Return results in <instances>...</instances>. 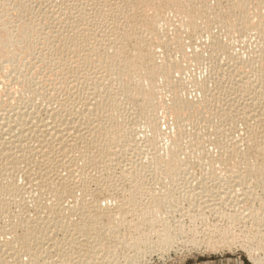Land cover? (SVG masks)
<instances>
[{
  "label": "bare ground",
  "instance_id": "6f19581e",
  "mask_svg": "<svg viewBox=\"0 0 264 264\" xmlns=\"http://www.w3.org/2000/svg\"><path fill=\"white\" fill-rule=\"evenodd\" d=\"M222 2L218 0L209 6L208 0H0V220L5 222L0 225V236L4 238L5 234H12L18 225L26 230L22 237L10 234L4 240L0 238V264H100L105 261L106 254L100 252L105 248L102 244L105 237L110 234L112 241H118L119 246L124 241L119 239L122 238L121 229L126 226L132 228L134 218L129 223L124 222L126 200L116 205L115 213L109 206L95 202L93 197L89 201L92 185L96 186L94 191L110 193L113 197V191L122 181L124 184L129 182L131 187L127 190L126 204L130 203L138 220L145 218L143 220L152 230L162 215L160 213H163L158 203L153 204L158 201L161 204L162 201L168 202L167 208L174 209L175 202L198 199L201 205L197 209L199 215L189 211L193 218L203 217L208 212L205 209L217 215L224 214L232 220L235 217L243 220L257 216L250 211L245 215V211L238 210L241 202L256 198L248 175H258L260 181L264 180V171H255L264 168V134L261 133V130L264 131V0H225L226 6ZM164 7H170L176 16L178 22L175 24L179 29L174 28L176 31L191 27L194 33H201L194 38L201 46L194 51V60L199 65L206 63L211 67L210 78L214 76L216 85L212 87L208 77L191 80L192 87L202 93L201 100H195L198 103L186 99L185 89L189 90L190 85L187 87L185 82L176 81L178 75L175 73H182L185 69L187 62L183 60L188 59L189 53L185 50L183 38H169L170 25H174L172 20L164 18L161 10ZM249 9L250 13H254L249 14ZM222 33L236 39L249 38V42L251 37L257 36L259 39L255 37L253 42L258 45L257 49L260 45L262 47L255 51L257 54L252 58L250 56L249 61H245L240 51L234 52V46L222 40ZM130 44H133L132 48ZM157 47L165 52L175 49L182 54V59L173 58L177 57L173 56L175 50L173 55L164 54V51L161 55ZM222 75H226L227 79ZM220 85L225 91L222 96L218 94L222 92L218 90ZM166 91L172 93L171 103L168 101V104L161 96ZM159 107L172 115L175 133L167 127L162 128ZM128 111L134 114L137 111L134 117L138 116L146 123L144 129L150 134L145 144L138 140L141 132L139 124L136 125L132 117V120L128 119ZM190 117L193 121L210 125L205 126L207 130L211 127L209 133L213 138L210 136V141L222 147L218 154L226 153L222 155L233 160L228 161L230 164L235 162L234 168L238 166L247 171L241 173V168H238L235 179L230 176L232 180L243 179L242 182L236 181L237 186L243 185L242 188L235 189L236 183L231 185L230 179L229 182L226 180L229 187H225L226 183H222L224 179L215 181L220 176H216L213 182L209 181L210 178L204 182L203 177L197 186L196 182H192L188 171L192 162L190 155L192 159L195 156L193 161L197 159L204 171L214 169V163L221 161L223 156L212 155V147L207 148L208 140L206 144L202 141L205 138L203 131L201 134L193 126V134L191 129L186 128ZM200 122L197 124L202 126ZM240 123L245 125V129L239 128ZM165 137L167 141L161 143V138ZM243 145L248 146V152L242 151ZM143 154L147 156L143 157ZM251 154L255 156L253 161L249 160ZM244 159L248 160L244 162ZM228 162H225L226 165H229ZM221 163L224 164V161ZM118 170L121 176L117 174ZM151 171L154 174L163 173L160 177L154 176L159 177L157 182L155 180L156 184L169 178L172 190L176 188L179 196L171 194L170 188L171 192L163 191L159 199L155 195L148 197L149 193L152 194V178L147 180ZM20 173L29 185L40 192L34 198L33 208L37 216L31 220L29 216L25 223L17 222L10 213V205L27 193L17 181L16 174ZM246 176L249 183L245 180ZM165 182L168 183V180ZM198 183L206 185L201 193L196 190ZM42 193L46 194L40 197ZM69 196H75L80 205L66 202ZM224 205L236 208L227 211ZM170 208L164 211L167 216L175 211ZM67 211L71 215L78 214V222L67 220ZM105 216L112 222L110 226L104 224L102 217ZM258 216L261 217V212ZM167 222L164 223L165 228ZM127 227L124 229L127 230ZM169 227L160 234L156 229L159 241L147 236L145 229L143 233L146 235L142 236V232L140 235L142 227L141 230L132 229L135 238L132 236L130 246H137L135 250H139L129 257V263H135L149 251L161 253L173 247L177 235L176 230ZM75 229L82 234L79 240L68 237ZM59 231L67 236L60 238ZM258 231L261 234L262 230ZM66 239H72V243ZM77 241H80L79 247H89L82 257L72 252ZM138 244H144L143 250ZM69 247L72 251L68 250ZM107 249L104 250L108 253ZM111 260L117 264L118 257Z\"/></svg>",
  "mask_w": 264,
  "mask_h": 264
},
{
  "label": "rangeland",
  "instance_id": "374dc122",
  "mask_svg": "<svg viewBox=\"0 0 264 264\" xmlns=\"http://www.w3.org/2000/svg\"><path fill=\"white\" fill-rule=\"evenodd\" d=\"M160 2H162L163 0H159ZM218 1V0H208V5L209 6H211V4L212 5H214V4H216V2ZM210 2V3H209ZM222 4H223V6H226L227 5V2H225V0H223V2H222ZM221 4V5H222ZM226 4V5H225ZM207 5V6H208ZM167 8V9H166ZM161 10H163V16H164V18L165 17H167V19H169V20H172L173 21V25L174 26H172V25H170V33H169V38H171V39H174V37H176V39L178 38L177 36H179V38L182 40V38H183V40H182V42L184 43V45H185V50H186V52H187V54H188V59H184L183 61H185V62H187V64L185 63V62H183V63H185L184 64V70L182 71V73H178V72H176L175 74L176 75H180L179 77L178 76H176L175 74V76L177 77H175L176 78V81H180V83L182 82V84H183V82H185L184 84L187 86V85H190L191 86V88H190V86H189V90H188V88L187 89H185V96H187L186 97V99H189V101H195V100H197L198 99V102L201 100V98H202V93H201V91L199 90V89H197V88H195L194 86L192 87V85H193V80L194 79H197L198 78V80H202V79H205V78H210L211 76H210V74H211V67L210 66H208V64H206V63H203V64H200L199 65V63L198 62H196V60H194V51L196 50V48L197 49H199V48H201V46H200V43H199V41H197V39H194L195 37L197 38V34H199V33H194V31H193V29L191 28V27H185V28H182V29H184V30H181L180 29V31H178L179 29L177 28V24H175V23H177L178 21H176V16H174V13L173 12H171L172 10H170V7L168 8V7H164V9L162 8ZM165 10V11H164ZM250 11V9L248 10V12ZM251 11H253V10H251ZM252 13H254V11L253 12H249V14H252ZM175 19V20H174ZM172 27V28H171ZM178 29L177 31L175 30V29ZM201 29H203V28H201ZM187 30V31H186ZM175 32V33H174ZM179 32V33H178ZM172 33H174V34H172ZM178 33V34H177ZM186 33V34H185ZM201 34V33H200ZM199 34V35H200ZM225 34L226 33H222L221 35H222V40L223 41H226V43H230L232 46H234V47H232V48H234V52H238V51H240L239 53H240V56H242V58L243 59H245V61H247V59H248V61L254 56V54H257V53H255V51L257 52L259 49H261V47H262V45H264L263 43H262V45H260L259 46V49H257L258 47V45H256L255 46V44H254V40L257 38V39H259V37H257V36H255V37H251L250 39H251V41L249 42V38H232V36H229V35H227L226 34V36H225ZM172 35V36H171ZM227 36L229 37V38H227ZM253 38H255V39H253ZM224 39H226V40H224ZM244 39V40H243ZM247 39V40H246ZM189 40V41H188ZM242 40V41H241ZM246 40V41H245ZM234 41V42H233ZM241 41V42H240ZM239 42V43H238ZM244 42V43H243ZM247 43V44H246ZM250 43V44H249ZM253 45H252V44ZM238 44V45H237ZM187 45V46H186ZM246 45V46H245ZM130 46V48H132L133 47V44L131 45H129ZM129 46H128V48H129ZM187 47V48H186ZM189 47V48H188ZM256 47V48H255ZM237 48V49H236ZM253 48V49H252ZM160 49V50H159ZM244 51H243V50ZM157 50H158V52L161 54V55H164V54H166V53H170V54H172L173 55V53H174V50L175 49H172L170 52H165L164 50H163V48H160V47H157ZM163 51H164V54H162L163 53ZM172 52V53H171ZM179 51H177V50H175V53H174V55L173 56H175V55H177V57L175 56V57H173L174 59H179V60H181L182 59V54L181 53H178ZM252 54H251V53ZM250 53V54H249ZM191 55V56H190ZM193 55V56H192ZM249 55V56H248ZM181 56V57H180ZM248 56V57H247ZM250 56H251V58H250ZM192 57V58H191ZM247 57V58H246ZM181 58V59H180ZM223 58V57H222ZM224 58L225 59H227L225 56H224ZM224 58H223V60H224ZM190 59V60H189ZM192 61V62H191ZM195 61V62H194ZM225 61V60H224ZM188 63H189V65H188ZM194 65V66H193ZM196 65H197V67H196ZM202 65V66H201ZM202 67V68H201ZM209 67V68H208ZM199 68V69H198ZM193 69V70H192ZM196 69V70H195ZM192 71V72H191ZM196 73V74H194V73ZM209 72V73H208ZM178 73V74H177ZM189 74V75H188ZM209 74V75H208ZM212 75V74H211ZM188 76V77H187ZM195 78H194V77ZM199 76V77H198ZM192 77V78H191ZM222 77L224 78V79H227V76L226 75H222ZM226 77V78H225ZM174 78V77H173ZM186 78V79H185ZM218 78H220V77H218ZM213 79V80H212ZM174 80V79H173ZM191 80H192V82H191ZM210 80H211V82H210V84H211V86L212 87H214L216 84H215V79H214V76H212V78H210ZM215 80V81H214ZM176 81H173V83L174 84H177L178 82H176ZM214 81V82H213ZM176 82V83H175ZM189 82V83H188ZM191 82V83H190ZM188 83V84H187ZM178 85V84H177ZM228 85V84H227ZM221 86V85H220ZM188 87V86H187ZM222 87V88H221ZM221 87H219L218 88V90H222L224 87L223 86H221ZM187 90V91H186ZM217 90V91H218ZM224 90V89H223ZM222 90V92L221 91H219L220 93H218V94H220V96H222L223 95V92H225V91H223ZM189 91V92H188ZM195 91H198V92H195ZM168 91H166V93H160L161 94V96H163L162 97V99L163 100H165L166 101V104H168L169 102L171 103V99H172V93L170 94V92H168ZM168 96H167V95ZM201 94V95H200ZM222 94V95H221ZM166 96V97H165ZM169 97V98H168ZM170 99V100H169ZM138 101H139V103H140V98L139 99H137L136 100V104L138 103ZM169 101V102H168ZM198 102H196L195 101V103H198ZM165 103V102H164ZM138 105V104H137ZM170 105V104H169ZM160 108V107H159ZM159 111H158V117H160L162 120H161V122H162V124H161V122H160V124H161V126L163 125V129L164 128H168V130L170 129V131H171V133L174 131V133H175V129H173V128H175L174 127V125H173V122L174 121H172L173 119V117H172V115H170V112L169 111H167V114H169V115H167L166 114V111L164 112V110H166V109H164L163 110V108H160V109H158ZM129 112V113H128ZM127 113H128V115H127V117H129L128 119L129 120H132L130 117H132L133 118V120H134V122L136 121V125H137V123L139 124L138 125V129H139V131H141V132H139V134H138V140L141 142V143H144V142H146L147 141V137H148V135L150 134V132L147 130V129H144V127L146 128V125L144 126V124H146V123H144V122H142V120L141 119H139V117L138 116H136V118H138L139 119V121H137V119L134 117L135 115H137L138 113H137V111H136V113L134 114V112H130V111H128ZM129 114H130V116H129ZM134 114V115H133ZM133 115V116H132ZM162 115V116H161ZM167 115V116H166ZM163 117V118H162ZM136 120H135V119ZM169 118V119H168ZM128 120V121H129ZM160 120V119H159ZM191 120V117H190V119H189V121ZM163 121H164V123H163ZM188 121V120H187ZM186 121V122H187ZM188 121V122H189ZM193 121V119L190 121V124L192 125H190L188 122H187V124H188V126H187V124H186V128L190 131V129H191V132H193V134H195V131H193L195 128H198L199 130V132L201 133V131H203L202 133H203V137H205V138H202V141H204V143L205 142H207V140H208V143H207V148L209 149L210 147H212V148H210V151L211 152H213L214 151V153H212V155H214L215 154V156L220 152L221 153V149H222V147H218L216 144H214L213 142H211L212 140L210 139V136L213 138V136L211 135V133H209V130L211 131V127H210V129L209 130H207L208 128H206L205 126L207 125H205V122L203 123V122H200V121H198V122H200V124L202 125V126H204V127H202V126H200L199 124H197L198 122L195 120V121H193V123H191ZM129 122H131V121H129ZM133 122V121H132ZM142 122V123H141ZM195 122V123H194ZM141 123V124H140ZM171 124V125H170ZM193 124H195V125H193ZM199 126V127H196L197 125ZM204 124V125H203ZM241 124V123H240ZM239 124V128L242 130L243 128L245 129V125L244 124H241L240 125ZM193 126H195V128L193 127ZM210 125H207V127H209ZM190 127V128H189ZM242 127V128H241ZM193 128V129H192ZM202 128H205V131L207 130L208 132H205L204 131V129L202 130ZM141 129V130H140ZM201 129V130H200ZM145 130V131H144ZM147 130V131H146ZM144 131V132H143ZM197 131V129H196V132H198ZM257 131H259L260 132V130H257ZM146 132V133H145ZM147 132H148V134H147ZM191 132H189L190 134H192ZM143 133H145V134H143ZM201 133V134H202ZM261 133H263L264 134V131H262L261 130ZM206 134V135H205ZM144 135H146V137L144 136ZM144 136V137H143ZM162 137H163V135H162ZM146 139V140H145ZM162 140H161V143L163 142V143H165V141H167V138L165 137V139L164 138H161ZM164 139V140H163ZM207 139V140H206ZM211 140V141H210ZM210 141V142H209ZM228 142H229V140H228ZM211 143H213V144H211ZM145 144V143H144ZM206 144V143H205ZM210 144V145H209ZM229 144V143H228ZM209 145V146H208ZM216 147V148H215ZM243 147V148H242ZM248 146H246V145H243V146H241V149H242V151L243 152H248ZM218 149V150H217ZM245 150V151H244ZM247 150V151H246ZM162 152H163V150H161ZM187 153H189V152H187ZM219 153V154H220ZM190 154V153H189ZM218 154V155H219ZM222 154H226V153H223L222 152ZM219 155L220 156V158H222L221 156H223V161H224V164L223 163H221V162H223L222 161V159H221V161H217L216 163H217V166L215 167V165H216V163H214L215 165L213 166V168L214 169H211L210 167V169L211 170H209V171H204L202 168H200V165H198L199 163H198V161H197V159L196 160H194L193 161V159L195 158V156H194V158L192 159V155H190V159L192 160V162H190L191 160H189V164L191 165V168H190V165L188 166V171L191 173L190 175H191V177H190V179L191 180H193L192 182L194 183V182H196L194 185L195 186H197V182H202V179H203V177H204V182L207 180L208 181V179H209V181L210 182H213V180L216 178V176L217 177H219L220 176V178H216L215 179V181H220L221 179L223 180H225V182H224V180H223V182L222 183H226V180L229 182L230 180H232V177H233V179H235V177H234V175H236L235 173L237 172V170L236 169H238V168H241V167H238L237 166V168H234V166L235 165H233L235 162H233V164L231 163H229L230 161L232 162L233 160L232 159H230V160H228L227 158H228V156L227 155ZM144 156H147L146 154H143V157ZM219 156H218V158H219ZM250 156V155H249ZM214 157V156H213ZM217 157V156H216ZM224 157H226V158H224ZM225 159V160H224ZM227 160V161H226ZM248 159H244V162L245 161H247ZM249 160H255V156L253 155V154H251V156H250V158H249ZM197 161V162H196ZM229 161V162H228ZM225 162H228L229 163V165H226V163ZM219 163V164H218ZM227 163V164H228ZM199 167H198V166ZM231 165H233V166H231ZM228 166V167H227ZM233 167V168H232ZM160 168V167H159ZM194 168V169H193ZM224 168V169H223ZM260 168H262V167H260ZM191 170V171H190ZM242 170V171H241ZM241 170H239L238 172H240L241 171V173L242 172H246L247 173V171L245 170H243L242 168H241ZM119 171V170H118ZM218 171H219V173H218ZM232 171V172H231ZM257 173H260L261 171H264V168L261 170L260 169V171L259 170H255ZM208 172V173H207ZM249 172V171H248ZM152 173V174H151ZM161 172H158V173H156L155 172V174H154V172L153 171H151L150 172V174L148 173V176H152V177H148L147 176V180L148 181H151V178H152V183H151V195H150V193H149V195H148V197H150V196H154L155 195V197L157 198V199H159L160 198V196L162 195V192L164 191V192H171L172 191V193L171 194H177L178 196H179V194H178V192H177V190H175L176 188H174L173 190H172V187H171V185L169 184V178L168 179H165V180H162V182L163 183H161V184H156V182L159 180V177H160V175L161 174H163V173H161ZM233 175H232V174ZM246 173H245V175H246ZM256 173V174H257ZM117 174L119 175V176H121L120 174H122L121 173V171H119V172H117ZM204 174H205V176H204ZM220 174V175H219ZM223 174V175H222ZM18 175V176H17ZM156 175H158L159 177L158 178H154V176H156ZM201 175V176H200ZM23 175H21V173L20 174H16V177L18 178H16L17 179V181L20 183V184H22V187H23V189L27 192H25L24 190L22 191L23 193L25 192L26 194H23V193H21V194H23V195H20V197L19 198H17V200H18V204H17V200H16V203H14L13 202V204H11L10 205V213L12 214V218H14V219H16L17 220V222L19 221V222H21V223H25L26 222V220L27 219H29V216H30V220L31 219H34V217H36L37 215L35 214L36 212H35V209L33 208L34 207V198H36V197H38L39 195H40V192H38L39 190L37 189H35L34 187H32L31 185H29L30 183L24 178V176L22 177ZM195 176H197V177H195ZM224 176H226V177H224ZM230 176H232L231 178H230ZM205 177H208V178H205ZM248 177H249V179L251 178V182H250V180L249 179H247V176H246V181L248 182V180H249V184L251 185L250 187H252V189H253V191L255 192L254 194H255V196H256V198H254V200L253 199H249L250 201H244L243 203L241 202V204H240V206L239 207H241V208H239L240 210H238V211H245V215L247 214V213H249V211L250 212H253V214H257V216L258 215H260V212H261V217H257L256 215H255V217H249V218H246V219H240V218H236L235 217V219L234 220H232L231 218H227L226 217V215H224V214H222V215H217V214H215L214 212H212L211 213V210L210 209H205L206 210V212L207 213H205V214H203L202 216L203 217H198L197 218V216L199 215L198 214V210L197 209H199L200 207L199 206H201L200 205V201L198 200V199H196V200H193V201H185L184 200V203H183V200H181L182 201V203H177V202H175L174 204H173V208L175 209V206H177L176 207V209H175V211H173L172 213L170 212L168 215L169 216H167V214L166 213H164V211L165 210H169V208H167V203L166 202H163L162 201V204L164 203V205L162 206V204H161V202H156V203H153L154 205L155 204H157L158 203V206L160 207V209L162 210V212L163 213H160V215L161 216H159V219H158V222H157V224H155L154 226L155 227H153V230H152V227H148V222L147 223H145V218H141L142 219V222H141V219L140 220H138V216H135L136 214H134L133 213V211L131 210V205H130V203L129 204H126V202L128 201L127 200V194L129 193V191L127 192V190H130L129 188L131 187L130 186V183L129 182H125V184H124V182L122 181L121 182V184H119L117 187H118V189L117 190H115V192L113 191V193L115 194V195H113V197H111V195H110V193H109V195H108V193H100L99 191H94L95 189H96V186H94V185H92L91 186V191H90V197H91V199H90V197H88L89 198V201H92L94 198H95V202H97V203H100L101 205H103V204H105L104 206H109L110 207V209H111V211L112 212H116L117 211V204H121L123 201H125L126 200V202H124V204L126 205V207H125V209L126 210H124L125 212H124V215H125V220H124V222H127V223H129L130 222V220H132V218H134L131 222H133L134 221V223L136 222V220H138V221H140V222H136L137 223V225H136V223L134 224V223H132L133 225H132V228H130L131 230L133 229H139V226H141L142 227V231H139L140 232V235H142V233L145 231L146 232V234H147V236H149L150 235V238L153 240V241H159L160 240V237L158 236V233L160 234V231H162V232H164V231H166L167 229H169L170 227H169V225L171 226V227H173V230H176V235H177V237L175 238V243H174V245H173V247L171 246V247H169L168 249H164V251L162 250V252L161 253H159V252H147V253H145V256H144V254H143V256H141V257H139L138 258V260L135 262V263H132V264H264V204H263V200L262 199H264V180H262L261 179V181H260V176H258V175H255L254 177H252L251 175L249 176L248 175ZM256 177L259 179H256ZM149 178V179H148ZM154 178V179H153ZM212 178V179H211ZM158 179V180H157ZM198 179V180H197ZM228 179H230V180H228ZM253 179H255V181H253ZM22 180V181H21ZM26 180V181H25ZM155 180H156V182H155ZM168 180V183L167 182H165V181H167ZM212 180V181H211ZM242 180L243 179H241L240 181H238V180H232V182H230L231 183V185L232 184H235L236 183V181H238V182H242ZM258 180V181H257ZM257 181V182H256ZM263 181V182H262ZM153 182H155V183H153ZM209 182V183H210ZM234 182V183H233ZM29 183V184H28ZM258 183V184H257ZM260 183V184H259ZM125 186H124V185ZM154 184V185H153ZM163 184V185H162ZM160 187H159V186ZM204 184L203 183H198V186H199V188L198 189H196L197 190V192H198V190H199V193H201L200 191H203V189H205V186H203ZM228 185H230L229 183L227 184H225V187H227ZM236 185V186H235ZM234 185V188L235 189H240V188H242V186L243 185H240V186H237V185H239V184H235ZM26 186V187H25ZM121 186L123 187V188H121ZM157 186V187H156ZM194 186V187H195ZM202 186H203V188H202ZM27 187L29 188V189H27ZM224 187V186H223ZM229 187V186H228ZM230 187H233V186H230ZM238 187V188H237ZM34 188V189H33ZM119 188H120V190H119ZM125 188V189H124ZM170 188H171V191H170ZM197 188V187H196ZM207 188H209V187H207ZM216 189H217V187H215ZM31 189V190H30ZM93 189V190H92ZM180 190H181V188H179ZM201 189V190H200ZM124 190V191H123ZM154 190V191H153ZM119 191V192H118ZM121 191V192H120ZM153 191V192H152ZM30 192V193H29ZM127 192V193H126ZM156 192V193H155ZM160 192V193H159ZM163 192V193H164ZM167 192V193H168ZM177 192V193H176ZM126 193V194H125ZM38 194V195H37ZM44 194H46V193H42L41 194V196L40 197H43V195ZM123 194V195H122ZM158 194V195H157ZM166 194V193H165ZM198 194V193H197ZM77 195H80V193H78ZM102 195V196H101ZM126 195V196H125ZM258 195V196H257ZM115 196V197H114ZM158 196H159V198H158ZM92 197H93V199H92ZM23 198V199H22ZM44 198H46V196L44 197ZM115 198H117V200L115 199ZM123 198V199H122ZM21 199H22V201H21ZM107 199V200H106ZM116 200V202H115V200ZM256 199V200H255ZM261 199V200H260ZM25 200H27V201H25ZM67 200H68V203L70 204V205H78L80 202H78L77 203V201H76V198H75V196H69V199L67 198L66 199V202H67ZM98 200V201H97ZM123 200V201H122ZM198 200V201H197ZM31 201V202H30ZM45 201H47L46 199H45ZM106 201V202H105ZM194 201H197L196 203H195V205L193 204V202ZM30 202V203H29ZM109 202V203H108ZM246 202V203H245ZM113 204V205H111V204ZM197 203H199V204H197ZM226 203H228V202H226ZM260 203V204H259ZM169 204V203H168ZM176 204V205H175ZM180 204V205H179ZM192 204V205H191ZM16 205H18V207L16 206ZM23 205V206H22ZM80 205V204H79ZM129 205H130V207H129ZM150 206H151V203L149 204ZM167 205V206H166ZM171 205V204H170ZM190 205V206H189ZM261 205V206H260ZM11 206H12V208H11ZM16 206V207H15ZM20 206H22L21 208H19ZM181 206H182V208H181ZM184 206V207H183ZM198 206V207H197ZM229 206V207H228ZM129 207V208H128ZM197 207V208H196ZM224 208H225V210L227 209V211L228 210H232V211H234L235 210V208L236 207H234V206H230V205H224L223 206ZM227 207V208H226ZM259 207V208H258ZM262 207H263V209H262ZM114 208V209H113ZM180 208V209H179ZM187 208V209H186ZM230 208V209H229ZM247 210H246V209ZM249 208V209H248ZM251 208V209H250ZM261 208V209H260ZM16 209V210H15ZM20 209H22L21 211H20ZM34 209V210H33ZM170 209H172V208H170ZM174 209H172V210H174ZM192 209V210H191ZM194 209V210H193ZM14 210V211H13ZM252 210V211H251ZM255 210V211H254ZM263 210V211H262ZM188 211V212H187ZM189 211H191V213H193L194 215H197V216H194V218L193 217H191V215L193 216V214H190V212ZM194 211H195V213H194ZM247 211V212H246ZM23 212H25V213H23ZM30 212V213H29ZM68 212V218H67V220H69V219H72V221L74 220V221H77L79 218H80V216L78 215V214H76L75 213V215L74 214H70V212L69 211H67ZM258 212V213H257ZM74 213V212H73ZM183 213V214H182ZM184 213H185V216H184ZM187 213V214H186ZM20 214H22L21 215V217H20ZM134 214V215H133ZM176 214V215H175ZM239 214V213H238ZM36 215V216H35ZM71 215V216H70ZM174 215V216H173ZM189 215V216H188ZM15 216V217H14ZM128 216V217H127ZM137 217V218H135V217ZM17 217H20L19 218V220L17 219ZM72 217V218H71ZM74 217V218H73ZM76 217V218H75ZM140 217V216H139ZM162 217V218H161ZM189 217V218H188ZM240 217V216H239ZM262 217H263V220H262ZM191 218H193V219H191ZM24 219V220H23ZM144 219V220H143ZM247 219H249V220H247ZM255 219H256V222H255ZM5 220H8L7 218H5ZM21 220V221H20ZM102 220H103V222H104V224L106 225V226H110V224L112 223L111 221V223L109 222V220H108V217L107 216H105V217H102ZM203 220V221H202ZM241 220V221H240ZM257 220H258V222H257ZM262 220V221H261ZM24 221V222H23ZM73 221V222H74ZM164 221V222H163ZM165 221L167 222V221H169V222H167V225L168 226H166V228H165V225H164V223H165ZM245 221V222H244ZM249 221V222H248ZM260 221V222H259ZM78 222V221H77ZM176 222V223H175ZM178 222V223H177ZM180 222V223H179ZM221 222V223H220ZM3 223L5 224V222H2V220H0V225L2 226L3 225ZM145 223V224H144ZM208 223V224H207ZM262 223V224H261ZM109 224V225H108ZM175 224H177V225H175ZM247 224V225H246ZM134 225H135V227H134ZM160 225H162V226H160ZM251 225V226H250ZM262 225V226H261ZM23 226V225H22ZM70 226V225H69ZM138 228H137V227ZM145 226H147V227H145ZM71 227V226H70ZM127 227V226H126ZM126 227H124V228H126ZM141 227H140V229L139 230H141ZM217 227V228H216ZM248 227V228H247ZM260 228L261 230H262V232H261V234H258V233H260V231H258V230H260V229H257V228ZM21 228V227H20ZM19 228V225H18V228H17V230H14V229H16V227H14V231H12V236H17V237H22V236H24L25 235V233H26V230H25V227H22L21 229ZM121 229V231H120V237H122V238H119L120 240H122L123 241V239H124V241L122 242V244H119V246H117L118 245V241L116 242V241H112V236H111V238H110V234H108L106 237H105V239L103 240L104 242H102V244L104 245V247H102V248H104V249H107V248H109V249H107V251L109 250H111V253L108 251V253L106 252V250H102V251H100V252H102V254L104 253V254H106V260L105 261H103L102 263H100V264H115L114 263V261H112L111 260V258L112 259H114V257H118V262H117V264L119 263H122V264H131V263H129V261H128V259H129V257H131L133 254H135V252H137V250H139V249H136L135 250V248L137 247H132L131 248V246H130V241H132L131 239H132V236H134L135 234H133L132 232H133V230L131 231L128 227V229L127 230H125V229ZM149 228V229H148ZM150 228H151V231H150ZM162 228V229H161ZM175 228V229H174ZM182 228V229H181ZM184 228V229H183ZM70 229H73V228H70ZM70 229H69V231H70ZM143 229H145L144 231H143ZM156 229L158 230V233H155V232H157L156 231ZM165 229V230H164ZM190 229V230H189ZM211 231H210V230ZM223 229V230H222ZM79 229H75L74 230V232L76 233V236L74 235L75 233L73 232V230L71 231L72 233H70V234H72V235H70V236H72V237H70V236H68L69 238H72V239H78V238H80L81 237V235L82 234H80L79 233V231H78ZM123 230V231H122ZM129 230V231H128ZM197 230V231H196ZM229 230V231H228ZM247 230V231H246ZM78 231V232H77ZM153 231V232H152ZM189 231H191V233H189ZM196 231V232H195ZM217 231V232H216ZM231 231V232H230ZM16 232V233H15ZM142 232V233H141ZM144 232V233H145ZM147 232H150V234L149 233H147ZM153 233V236H151V234ZM199 232V233H198ZM258 232V233H257ZM61 235H60V234ZM59 233H58V235H59V237L61 238V237H63V236H67L66 234H64L65 232H62V231H59ZM62 233L64 234V235H62ZM79 235H78V234ZM143 233V235L142 236H145L146 234H144ZM229 233H230V235H229ZM251 233V234H250ZM9 233H7V234H5L4 235V238H3V235L2 236H0V238L1 239H5L6 237H10L11 235H10ZM14 234V235H13ZM132 234V235H131ZM155 234H157V235H155ZM187 236H186V235ZM225 236H224V235ZM236 234V235H235ZM255 234V235H254ZM8 235V236H7ZM192 235V236H191ZM198 235V236H197ZM261 235V236H260ZM75 236V237H74ZM146 236V237H147ZM239 236V237H238ZM263 236V237H262ZM137 237V236H136ZM107 238V239H106ZM130 238V239H129ZM133 238H135V236L133 237ZM159 238V239H158ZM244 238V239H243ZM251 238V239H250ZM257 238H258V240H257ZM263 238V239H262ZM72 239H66L67 240V242L69 243V242H71V240ZM125 239H127V240H125ZM179 239H180V241H179ZM79 240V239H78ZM183 241V242H182ZM192 241H194V242H192ZM196 241V242H195ZM211 241V242H210ZM187 242V243H186ZM72 243V242H71ZM74 243H75V241H74ZM79 243V244H78ZM194 243V244H193ZM261 243V244H260ZM77 246L76 247H73V251H72V247H69V249L68 250H70V251H72L73 253H76L75 255L76 256H78V255H80V257H82L81 255H84V252L86 251V253L88 252V248L89 247H83V246H80L79 247V245H80V241L78 242L77 241ZM17 245H19V242H18V244ZM115 245V246H114ZM127 245H129V246H127ZM198 245V246H197ZM259 245V246H258ZM112 246V247H111ZM122 246V247H121ZM138 246H140L141 247V249H142V247L144 246V244H143V246H142V244H138ZM83 247V248H82ZM120 247V248H119ZM78 248V249H77ZM112 248H114V249H112ZM138 248V247H137ZM82 249H83V251H82ZM179 249V250H178ZM143 250V249H142ZM166 250H168V251H166ZM253 250V251H252ZM255 250V251H254ZM122 251V252H121ZM128 251V252H127ZM116 252V253H115ZM168 252V253H167ZM115 254V255H114ZM113 255V256H112ZM119 255L121 256V257H119ZM125 257H124V256ZM142 258V259H141ZM145 259V260H144ZM126 260V261H125ZM109 261V262H108ZM121 261V262H120ZM105 262V263H104Z\"/></svg>",
  "mask_w": 264,
  "mask_h": 264
}]
</instances>
